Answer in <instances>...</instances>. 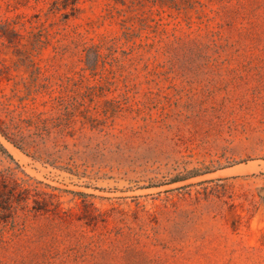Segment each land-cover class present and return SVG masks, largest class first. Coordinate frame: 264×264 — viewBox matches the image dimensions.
I'll return each mask as SVG.
<instances>
[{
    "label": "rangeland",
    "instance_id": "obj_1",
    "mask_svg": "<svg viewBox=\"0 0 264 264\" xmlns=\"http://www.w3.org/2000/svg\"><path fill=\"white\" fill-rule=\"evenodd\" d=\"M132 1L0 0V264H264V0Z\"/></svg>",
    "mask_w": 264,
    "mask_h": 264
},
{
    "label": "trees",
    "instance_id": "obj_2",
    "mask_svg": "<svg viewBox=\"0 0 264 264\" xmlns=\"http://www.w3.org/2000/svg\"><path fill=\"white\" fill-rule=\"evenodd\" d=\"M147 2L151 1L154 4L158 3V0H146ZM143 1L141 0H133L132 4L133 7H137L139 5L142 4ZM80 3V0H53L52 4H51V10H67V9H71L73 12H76L78 10H80V7L78 6V4ZM69 12V11H68ZM71 13H64L65 17H68ZM45 30H40L39 35L36 37V42L35 45H37V47H43L45 44L49 43V35L47 34V32H45ZM45 123V119H42L40 117V115L37 116L36 119H32L31 120V126H34L36 128V131L38 132H32V134L25 136L24 132L21 130H17L12 132L11 130H9L8 126H6V123L4 121L0 120V132L3 136H5L9 141H11L14 145H16L19 148L25 149L23 148V144L24 142L28 139V137H33V135L35 134L36 136H40L39 135V130H40V126L41 124ZM18 139V140H17ZM24 140V142H23ZM39 142L38 138H34L30 141H26V143H28V145L31 146H38L39 144L37 143ZM0 147L2 149L3 146L0 144ZM3 177L0 176V182H2ZM13 188H12V194L11 196L8 198V200L5 202V205L2 206L0 205L1 209H0V219H2V214H3V218L7 217V218H13L16 214L17 211V206H14V201L13 198L15 197V193H16V189H18V193L22 196L21 199H18L19 201H27L30 198H34V201L38 204L40 202V200L36 197L38 196L37 194H32V189L29 186L24 185L23 183H19L17 182V180L13 179ZM1 193V191H0ZM17 193V194H18ZM42 202V201H41ZM22 209L26 208L25 206L21 207ZM37 210L36 207H33ZM7 212V213H5ZM2 213V214H1Z\"/></svg>",
    "mask_w": 264,
    "mask_h": 264
}]
</instances>
